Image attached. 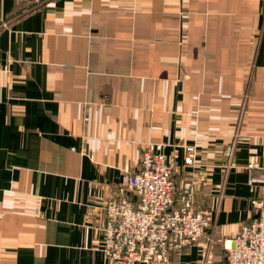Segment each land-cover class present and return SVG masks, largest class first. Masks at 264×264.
<instances>
[{
    "label": "crops",
    "instance_id": "crops-1",
    "mask_svg": "<svg viewBox=\"0 0 264 264\" xmlns=\"http://www.w3.org/2000/svg\"><path fill=\"white\" fill-rule=\"evenodd\" d=\"M147 143L215 214L165 264H226L261 196L264 0H0V264H115L105 205Z\"/></svg>",
    "mask_w": 264,
    "mask_h": 264
},
{
    "label": "built area",
    "instance_id": "built-area-1",
    "mask_svg": "<svg viewBox=\"0 0 264 264\" xmlns=\"http://www.w3.org/2000/svg\"><path fill=\"white\" fill-rule=\"evenodd\" d=\"M47 0H32L39 6ZM5 26V24H3ZM236 148L232 140L224 149L226 168L232 167ZM186 164H193L195 148L188 147ZM258 169L254 162L245 167ZM175 164L158 144L147 143L141 153L139 169L124 174L122 192L107 198L101 249L115 264L168 263L170 256L183 249L211 242L215 214L196 205L197 187L191 181L177 186L173 180ZM261 184V196L251 200L254 217L239 233L223 242L227 264H264V174L248 184Z\"/></svg>",
    "mask_w": 264,
    "mask_h": 264
},
{
    "label": "water",
    "instance_id": "water-1",
    "mask_svg": "<svg viewBox=\"0 0 264 264\" xmlns=\"http://www.w3.org/2000/svg\"><path fill=\"white\" fill-rule=\"evenodd\" d=\"M226 264H227V262H226Z\"/></svg>",
    "mask_w": 264,
    "mask_h": 264
}]
</instances>
